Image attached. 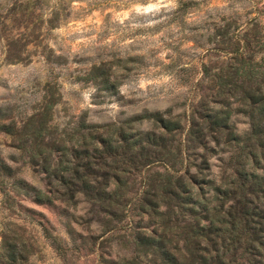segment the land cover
I'll return each instance as SVG.
<instances>
[{"label":"trees","instance_id":"trees-1","mask_svg":"<svg viewBox=\"0 0 264 264\" xmlns=\"http://www.w3.org/2000/svg\"><path fill=\"white\" fill-rule=\"evenodd\" d=\"M57 2L46 19L50 28L61 20ZM206 34L201 42L204 34L194 33L193 45L181 50L199 49L196 64L164 65L186 89L179 111L143 110L106 123L87 121L82 111L60 124L54 109L61 95L47 82L27 115L1 103L0 132L12 150L0 158L6 199L13 200L11 190L36 204L82 202L91 233L81 246L105 264H264V43L251 30L228 35L224 25ZM116 72L100 61L84 78L113 95ZM235 117L247 124L242 132ZM22 166L40 185L18 175ZM46 236L55 245L56 237ZM0 247V264H25L18 236H3Z\"/></svg>","mask_w":264,"mask_h":264},{"label":"rangeland","instance_id":"rangeland-1","mask_svg":"<svg viewBox=\"0 0 264 264\" xmlns=\"http://www.w3.org/2000/svg\"><path fill=\"white\" fill-rule=\"evenodd\" d=\"M54 1L0 0V104L12 105L15 116L31 113L46 82L61 95L54 109L60 124L82 111L95 123L123 120L143 110L179 111L176 104L186 89L164 65L170 60L199 61V49L181 51L193 45L194 33H203V42L207 32L224 25L228 35L251 30L254 40L264 43V0H57L62 16L50 28L46 19ZM180 3L181 10L173 13ZM100 61L117 68L120 83L113 95L98 91L84 78ZM123 65L130 70H122ZM234 119L238 132L246 129L243 118ZM11 151L9 138L0 132V158ZM18 175L40 185L39 176L26 166L19 167ZM9 194L13 200L0 190V245L3 236H18L25 246V264H105L92 247L81 246L82 238L91 233L82 202L71 208L36 204L11 190ZM95 227L90 223L92 232ZM46 233L56 237L55 245ZM56 245L65 250L63 255ZM113 250H118L115 244Z\"/></svg>","mask_w":264,"mask_h":264}]
</instances>
